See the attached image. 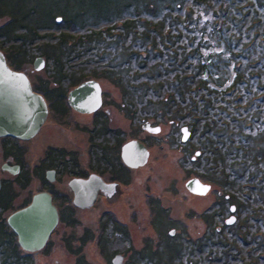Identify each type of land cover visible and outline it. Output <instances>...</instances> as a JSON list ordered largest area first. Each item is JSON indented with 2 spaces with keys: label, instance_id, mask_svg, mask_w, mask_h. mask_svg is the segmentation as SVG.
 <instances>
[{
  "label": "flooded vegetation",
  "instance_id": "obj_1",
  "mask_svg": "<svg viewBox=\"0 0 264 264\" xmlns=\"http://www.w3.org/2000/svg\"><path fill=\"white\" fill-rule=\"evenodd\" d=\"M35 3L24 8L17 27L13 22L18 19L0 7V18H7L0 23V42L4 41L0 52L10 69L26 75L31 91L43 99L46 107L43 122L29 138L0 136V247L5 245L6 239L14 240L24 253L21 256H30L25 258L24 264H32L31 256L35 252L19 246L8 218L35 199L44 205L50 204L57 214V222L45 246L50 237H67L66 243L71 244V237L84 240L85 235L92 232L104 237L103 244L99 237L93 239L106 251L102 245L110 247L115 242L119 245L122 240L115 237H123L122 232L132 236L129 225L135 220L140 226V237H179L175 242L177 248L149 251L146 249L149 240L142 238L139 248L132 241L134 249L129 254L118 249L107 250L110 264L117 255L121 256V264H205L204 258L210 259L212 252L215 253L208 248L215 244L212 237H223L228 231L226 219L232 217V226H240L242 232L247 220L237 214L239 208L233 193L225 194V178L210 176L222 166L230 170L238 164L232 166V162L225 161V137L219 133L222 128L211 130L209 122L204 121L201 129H197V119H183L177 94L173 106L165 105L168 97L163 99V104L153 106L150 101L146 105L147 97L144 104L137 106L148 95V80L51 79L46 54L50 53L53 43L41 41V52L33 54L21 44L28 34L45 38L44 32H52V22L35 25L38 31L25 24L26 19L36 13ZM58 16L59 13H51L50 21L65 25V17ZM105 28L82 33L79 40L83 44L80 45L82 53L98 42L94 37H99L97 44L102 45ZM101 49L105 51L104 45ZM38 57L42 58V63L36 60ZM35 64L41 66L35 68ZM83 84H89L85 90L89 95L71 99V92ZM166 124L171 128H166ZM208 130L213 137L201 139V133L206 135ZM203 141L211 145L202 147ZM134 142L141 150L135 158ZM130 143L132 145L128 146ZM144 156L146 159L141 165L131 164ZM203 156L205 159H201ZM182 163L187 164L184 170ZM191 179L207 185V192L200 195L189 191L186 183ZM202 200L208 205L199 208ZM225 203L229 212L226 219ZM112 211H116L117 216L123 213L131 216L124 228L114 224ZM93 213L100 214L93 220L96 228L85 225L86 217L92 218ZM194 218L200 220L202 230L187 222ZM193 229L198 235L192 240ZM239 229L235 231L240 234ZM236 238L241 247L236 254L242 258V264H258L262 256L264 261V237L240 234ZM74 252H78L75 246ZM4 254H0V264L5 262L7 254Z\"/></svg>",
  "mask_w": 264,
  "mask_h": 264
},
{
  "label": "rangeland",
  "instance_id": "obj_2",
  "mask_svg": "<svg viewBox=\"0 0 264 264\" xmlns=\"http://www.w3.org/2000/svg\"><path fill=\"white\" fill-rule=\"evenodd\" d=\"M33 3L36 13L25 24L36 28L35 25L52 22V32H44L45 38L28 34L26 38L31 36L21 44L33 54L41 52V41L53 43L46 54L51 79L148 80V95L137 106L144 104L147 97L146 105L149 101L150 106L163 104L168 97L165 105L173 106L177 94L183 119H197V129L204 121L209 122L211 130L222 128L219 133L225 137V161L232 162V166L238 164L230 170L222 166L210 176L225 178V194L233 193L239 208L237 214L247 220L244 232L240 226L225 223L228 231L223 237H212L215 244L208 248L215 253L210 259L204 258V263L207 260L209 264H242V258L236 254L241 249L236 237H264V0H0V7L18 19L13 22L17 27L22 11ZM51 13L65 17L66 24L50 21ZM6 20L2 17L0 23ZM125 21L135 22L129 33L123 27ZM103 28L106 34L101 36V42L105 51L97 44L99 37H95L98 42L82 53V33ZM84 57L87 58L83 60ZM203 137L213 135L208 130L206 135L201 133L200 138ZM210 145L203 141L201 146ZM185 166L182 163V170ZM202 202L199 208L208 205ZM228 213L225 203V219ZM99 215L86 217L85 225L96 228L93 220ZM110 216L122 228L131 217L128 213L117 216L116 211ZM187 222L202 230L198 218ZM129 228L132 236L122 232L123 237H115L122 240L119 245L115 242L102 247L129 254L134 249L132 241L139 248L140 239L146 238L149 251L177 248L175 242L179 237H140V226L135 220ZM237 228L240 234L235 231ZM193 230L192 240L198 235ZM93 237L99 235L89 232L84 240L71 237L72 245L66 243L67 237H50L43 249L32 254V264H110V254ZM99 238L103 244L104 237ZM74 246L78 252H74ZM4 252L7 256L3 264H24L25 258H30L21 256L24 253L11 239L0 247V254L5 256ZM262 257L258 264H264Z\"/></svg>",
  "mask_w": 264,
  "mask_h": 264
},
{
  "label": "water",
  "instance_id": "obj_3",
  "mask_svg": "<svg viewBox=\"0 0 264 264\" xmlns=\"http://www.w3.org/2000/svg\"><path fill=\"white\" fill-rule=\"evenodd\" d=\"M42 63V58H36ZM41 64H35L38 68ZM86 80H95L93 78ZM83 84L75 88L70 98H85L89 93ZM98 101V100H97ZM85 105L84 103H80ZM46 116V107L43 99L31 91L28 79L23 72L14 71L6 64L3 54L0 52V136L7 135L16 138H29L41 125ZM132 145L131 143L128 144ZM134 158L137 156L140 145L133 143ZM141 151V150H140ZM126 147L123 148L125 159ZM146 153V152H144ZM135 159L131 163L134 167L145 161ZM189 191L203 195L208 186L200 183L197 179H191L186 183ZM34 201L24 209L15 212L8 218L9 227L17 235L19 246L28 252H36L45 246L49 234L57 222V214L50 204ZM232 217L226 221L231 224ZM112 264H121V256H115Z\"/></svg>",
  "mask_w": 264,
  "mask_h": 264
},
{
  "label": "trees",
  "instance_id": "obj_4",
  "mask_svg": "<svg viewBox=\"0 0 264 264\" xmlns=\"http://www.w3.org/2000/svg\"><path fill=\"white\" fill-rule=\"evenodd\" d=\"M134 23H135V22L131 23V22H126V21H125V22L123 23V27H124V29H126L127 32L129 33V31H132L130 27H131ZM94 38H95V37H94ZM53 47H54V46H53ZM201 64L204 65V62H202ZM263 151H264V150H263ZM246 153H248V152H246ZM258 155H259V152L257 153V156H258ZM259 156H260V155H259Z\"/></svg>",
  "mask_w": 264,
  "mask_h": 264
},
{
  "label": "snow or ice",
  "instance_id": "obj_5",
  "mask_svg": "<svg viewBox=\"0 0 264 264\" xmlns=\"http://www.w3.org/2000/svg\"><path fill=\"white\" fill-rule=\"evenodd\" d=\"M152 131H157V132H158V131H159V129H153ZM231 222H232V221H229V223H231Z\"/></svg>",
  "mask_w": 264,
  "mask_h": 264
}]
</instances>
